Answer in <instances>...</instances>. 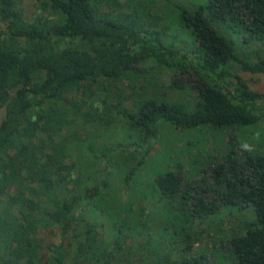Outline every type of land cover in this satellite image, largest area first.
I'll return each mask as SVG.
<instances>
[{"label":"trees","instance_id":"trees-1","mask_svg":"<svg viewBox=\"0 0 264 264\" xmlns=\"http://www.w3.org/2000/svg\"><path fill=\"white\" fill-rule=\"evenodd\" d=\"M104 1L110 0H46L51 17L34 18L20 0H0L5 27L0 33V103L10 97L0 120V264H113L115 254L86 213L96 214L119 171L139 156L123 179L130 194L144 156L160 138L161 124L184 132L200 126L218 131L253 126L264 117V93L253 91L237 73V68L264 73V0H166L163 14L154 13L148 0H127L117 15L101 11ZM227 33L247 51H239ZM139 62L153 64L157 76L149 87L141 84L147 91L143 96L126 95L127 71ZM171 70L198 77L193 111L168 102V90L159 81ZM68 85L84 102L107 94L102 114L100 107L96 113L76 114ZM110 92L117 94L116 104ZM75 115L86 123H114L112 129L118 115L121 123L133 124L109 136L99 128L79 143L73 134L59 140L49 136L74 124ZM37 133L48 136L44 143L37 141ZM101 136L108 138L100 143ZM238 151L213 168L212 177L223 187L219 195L206 184L184 183L175 172L153 180L149 196L160 205L169 202L185 219L176 232L187 243L179 253L193 249L189 219L216 217L227 205H252L255 218L248 230L228 243L235 264H264V154ZM82 169L85 180L76 179ZM135 207L119 204L113 211L116 236L135 223L139 228L143 207ZM42 231L57 234L59 242H46ZM121 244L115 240L117 250ZM169 264L213 262L198 254Z\"/></svg>","mask_w":264,"mask_h":264},{"label":"rangeland","instance_id":"rangeland-1","mask_svg":"<svg viewBox=\"0 0 264 264\" xmlns=\"http://www.w3.org/2000/svg\"><path fill=\"white\" fill-rule=\"evenodd\" d=\"M126 1H104L101 11H113L117 15L121 11L119 7L123 6ZM148 1L152 3L153 12L156 14H163L168 9L166 0ZM183 1L189 3V0ZM20 4L30 17L36 18L45 13V17H51V14L46 11V0H20ZM124 8L123 11L127 12L126 6ZM4 29V25L0 23V33ZM227 34L232 38L239 51H247L246 48H243L240 39L231 36L230 33ZM154 68L151 63L139 62L130 71H127L129 79L125 82V94L137 92L136 95L140 96L141 94L143 96V92L147 93L146 90L142 92L140 86L141 84H146L149 87L155 81L157 73ZM237 73L249 84L253 91L264 93V73H245L239 68H237ZM173 80L179 84L176 89L171 88ZM159 83L168 90V102L178 107H186L189 111L195 109L197 100L196 88L200 84L196 74L191 73L183 76L175 70H171L162 77ZM67 89L68 100L75 101L76 114L81 110L96 113L98 107H100L99 112L102 114V101L107 94H99L93 99L84 102L70 85L67 86ZM114 92H110L108 95L110 100H113L116 104L119 98ZM12 96L13 94H11ZM9 98L7 97L0 103V120L5 116L4 106ZM131 104V101L125 102L124 106L130 108ZM111 116H114L112 112ZM75 117V123L66 130H61L58 133L57 131L50 132L49 136L59 140L62 137L73 134L76 138V143H79L85 141V137L90 132H99V128L109 136L113 135L115 130L120 131L122 126L130 129L132 127L131 124H133L128 123L125 125L121 123L123 120L122 115H118L115 119L116 126H114L117 128L113 129L111 126L114 123L107 125V123L99 122V125H97L98 123H86L76 115ZM160 128V138L152 144L149 153L144 156L145 162L137 175L134 176V185L129 187L130 194L127 193L128 186L124 184L123 179L128 174L129 168L137 163L139 156L131 157L127 164L129 167H126V170L119 171V175H117L118 181L113 182L108 188L107 202L98 205L96 214L93 212L90 214L86 213V218L95 222L104 244L110 249L112 255L115 254V257L111 260L113 264H169L176 262L181 256L198 254L209 255L213 264H235L236 256L230 249L228 241L235 234L246 233L249 224L255 218V209L252 205L244 209L239 208V206L227 205L222 207L216 217L204 220L194 219L193 221L189 219V224L186 227L192 237L190 243L193 249L188 254H182L178 250L183 249L187 243L181 241L176 232H178V228L185 226V219L181 214L179 217L176 216V210L171 209L169 202L165 201L160 205L157 202L159 199L155 201L154 198H151L149 196V188L157 175L165 172H175L183 177L184 183H189L190 185L196 183L206 184L210 188L209 191L213 190V193L215 191L214 194L219 195L223 192V187L221 184H217L212 177L213 168L216 169V167L219 168L225 164L226 157L234 149L236 151L239 150V153H242L243 150L248 152L259 151V153L264 154V117L256 125L241 129L213 131L207 126H200L193 131L184 132L174 130L165 124H161ZM47 137L46 134L37 133L36 135L37 141L43 143ZM105 138L108 137L101 136L100 143L105 141ZM95 144L98 145V143ZM75 152L80 157L83 156L82 152L76 150ZM89 158L94 163V157L89 155ZM84 162H88V160L86 159ZM81 171L76 173V179L85 180L84 175L86 172L83 169ZM146 196L148 198L143 200ZM148 203L152 205V208L148 209ZM119 204H124L127 207L131 205L137 206L135 208H139V211L143 207L141 212L143 218L138 221V224H140L139 228H134L137 224L135 223L128 233L116 236L111 228V223L113 222L112 213L119 208ZM130 214L127 215L134 217L133 213L130 212ZM122 217H125V215ZM40 236L46 242H59V236L57 234L54 236V233L52 234L49 231H42ZM115 238L122 243L121 250L116 249ZM177 244H179V248L173 249Z\"/></svg>","mask_w":264,"mask_h":264}]
</instances>
